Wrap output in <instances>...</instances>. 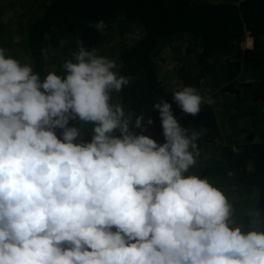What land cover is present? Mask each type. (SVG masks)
Wrapping results in <instances>:
<instances>
[{"label": "clouds", "instance_id": "9594fccd", "mask_svg": "<svg viewBox=\"0 0 264 264\" xmlns=\"http://www.w3.org/2000/svg\"><path fill=\"white\" fill-rule=\"evenodd\" d=\"M71 57L41 79L0 47V264H264L261 212L245 229L221 190L188 174L207 128L181 126L161 100L158 143L143 113L112 102L132 79L114 60L79 40ZM172 101L192 116L214 103L192 86Z\"/></svg>", "mask_w": 264, "mask_h": 264}, {"label": "trees", "instance_id": "16d2710c", "mask_svg": "<svg viewBox=\"0 0 264 264\" xmlns=\"http://www.w3.org/2000/svg\"><path fill=\"white\" fill-rule=\"evenodd\" d=\"M33 2L37 5L28 9L32 15L26 21L20 18L15 29L5 24L0 30V47L7 49V55L30 64L41 79L49 71L64 75L59 56L72 58L78 40L100 55L114 57L117 71L132 79L120 92L112 93V102L121 103L126 114L134 113L133 120L143 113L144 134L158 143L164 137L158 111L152 106L161 100L172 103L181 126L207 128L198 141L200 155L188 174L208 178L229 195L236 214L233 220L244 222L245 229L249 212L257 209L264 216V0ZM99 20L107 25L103 34L89 26ZM131 33L138 35L128 43L125 37ZM249 35L251 50L243 47ZM165 47L175 62L173 75L180 88L192 86L213 101L219 94L231 103L220 108L232 137L222 132L217 121L220 103L203 104L192 116L172 101L174 90L167 89L157 71V58ZM148 117L151 125L146 124ZM87 127L83 139L90 140L91 127ZM207 151L209 161L204 156Z\"/></svg>", "mask_w": 264, "mask_h": 264}, {"label": "rangeland", "instance_id": "374dc122", "mask_svg": "<svg viewBox=\"0 0 264 264\" xmlns=\"http://www.w3.org/2000/svg\"><path fill=\"white\" fill-rule=\"evenodd\" d=\"M36 5H37V3L34 4L33 0H0V30L4 29L5 24L7 27L10 26L11 29H15L16 25L18 24L17 21L20 18H22L24 21H26L28 19V17L32 15L28 11V9L30 7H32L34 9ZM136 33H138V31ZM136 33L134 35H138ZM134 35L132 33L128 34L125 37V41L128 43H132L135 40ZM247 39L248 38H246L245 41L243 42V47H245ZM13 40L16 43L17 42V36H15V38ZM101 55L104 56V54H102V53H101ZM59 57H60L59 64H61L62 66L66 60L71 59V58H68L66 55H60ZM108 58H110V55H108ZM110 59L115 61L114 57H111ZM54 65H57V64L55 63ZM54 65H53V67H55ZM174 67H175V62L171 58V55L169 54L168 48L165 47L157 58V71H158V75L160 76L161 80L165 83L167 89H170V90H177L180 88V83L175 79V77L173 75ZM49 72H51V71H49ZM215 101L217 103H220V105H218V107L216 108L217 121L220 125V128L223 127L222 132L224 131L223 132L224 134H227L228 136L232 137V135L228 134L229 132H227L226 126H228V121H227V118L224 117L225 114L222 112L223 109L220 108L224 105L227 106L231 103L226 98H222L221 95H219V94H217L214 102ZM70 123L79 126L78 121H72ZM87 125L88 124H81L82 130L88 129L89 127H87ZM89 126L92 127L91 124H89ZM209 155H210V153H208V151L206 153L204 152V156H205L206 160L211 158ZM224 195L227 198H230L229 195H227L225 193H224ZM244 207L241 208V211L243 213L246 211V209ZM233 216L234 217L236 216L235 212H234Z\"/></svg>", "mask_w": 264, "mask_h": 264}, {"label": "flooded vegetation", "instance_id": "af4514ba", "mask_svg": "<svg viewBox=\"0 0 264 264\" xmlns=\"http://www.w3.org/2000/svg\"><path fill=\"white\" fill-rule=\"evenodd\" d=\"M209 160H211V159H208L207 161H209Z\"/></svg>", "mask_w": 264, "mask_h": 264}]
</instances>
